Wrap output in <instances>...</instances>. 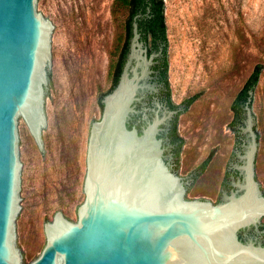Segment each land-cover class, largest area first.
Wrapping results in <instances>:
<instances>
[{
	"label": "water",
	"instance_id": "95a60500",
	"mask_svg": "<svg viewBox=\"0 0 264 264\" xmlns=\"http://www.w3.org/2000/svg\"><path fill=\"white\" fill-rule=\"evenodd\" d=\"M38 3L0 0V264H21L15 235L26 214V169L19 124L27 121L42 143L43 127L51 125L46 79L57 56V29ZM138 16L118 81L91 124L78 218L57 212L46 223L47 242L29 264H264V243L238 236L264 214L258 162L254 172L252 89L240 126L248 141L234 166L242 175L234 182L237 191L216 203L190 200L167 161L178 108L157 95L161 84L152 66L161 47L148 53Z\"/></svg>",
	"mask_w": 264,
	"mask_h": 264
},
{
	"label": "rangeland",
	"instance_id": "374dc122",
	"mask_svg": "<svg viewBox=\"0 0 264 264\" xmlns=\"http://www.w3.org/2000/svg\"><path fill=\"white\" fill-rule=\"evenodd\" d=\"M168 82L178 105L176 132L167 161L182 180L190 200L216 203L237 191L248 141L244 113L238 130L232 102L256 64L249 112L256 133L259 185L264 192V0H164ZM42 17L57 29V56L49 63L46 89L51 125L43 143L27 121L19 124L22 186L26 214L18 218L16 242L21 264H29L47 242L46 223L57 212L71 221L85 197L87 146L101 99L111 87L126 15L112 14V0H39ZM199 95L183 109V100ZM172 152V153H171ZM207 158H209L207 160ZM207 160V161H206ZM171 164V165H170ZM202 165L204 167H202Z\"/></svg>",
	"mask_w": 264,
	"mask_h": 264
},
{
	"label": "trees",
	"instance_id": "16d2710c",
	"mask_svg": "<svg viewBox=\"0 0 264 264\" xmlns=\"http://www.w3.org/2000/svg\"><path fill=\"white\" fill-rule=\"evenodd\" d=\"M164 8V0H112V14L116 16L120 10H125L126 15L122 24V32L119 36L116 54H114L115 59L110 64V76L112 83L109 90H111L118 81L119 74L122 70V66L128 52L129 40L132 35V22L134 16L139 14V16L136 18V21L138 23L139 31L141 32V38L148 47V53L154 50L157 51L161 47V54L156 57L157 62L152 66L154 69L153 74L155 79L161 84L158 96L169 107L177 108L178 105L174 104L170 98V89L167 75L168 40ZM260 71L261 65L256 64L232 102L231 107L234 112L232 126L236 130H238L236 124L239 123L243 117V105L248 97V91L249 89H252L257 83ZM198 95V93H194L191 96L185 98L181 104L183 109L187 108V106ZM176 115L177 114H175L173 117L169 136L171 141L175 144L173 151L177 156L183 143V139L176 132ZM208 159L209 158H207V160ZM202 167L204 166L202 165Z\"/></svg>",
	"mask_w": 264,
	"mask_h": 264
},
{
	"label": "flooded vegetation",
	"instance_id": "af4514ba",
	"mask_svg": "<svg viewBox=\"0 0 264 264\" xmlns=\"http://www.w3.org/2000/svg\"><path fill=\"white\" fill-rule=\"evenodd\" d=\"M238 236L242 240H245L247 238H252L253 240L257 242L264 243V214H262L259 217L258 223L255 227L252 226L248 229L241 230L238 233Z\"/></svg>",
	"mask_w": 264,
	"mask_h": 264
}]
</instances>
